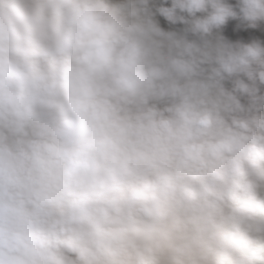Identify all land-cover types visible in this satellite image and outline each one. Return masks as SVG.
Returning a JSON list of instances; mask_svg holds the SVG:
<instances>
[{"label": "clouds", "instance_id": "clouds-1", "mask_svg": "<svg viewBox=\"0 0 264 264\" xmlns=\"http://www.w3.org/2000/svg\"><path fill=\"white\" fill-rule=\"evenodd\" d=\"M0 264H264V0H0Z\"/></svg>", "mask_w": 264, "mask_h": 264}]
</instances>
